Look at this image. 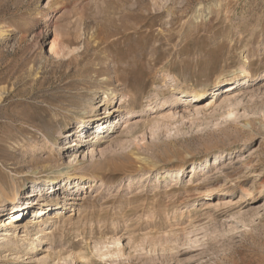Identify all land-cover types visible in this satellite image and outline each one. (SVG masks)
<instances>
[{
	"label": "rangeland",
	"instance_id": "374dc122",
	"mask_svg": "<svg viewBox=\"0 0 264 264\" xmlns=\"http://www.w3.org/2000/svg\"><path fill=\"white\" fill-rule=\"evenodd\" d=\"M121 72L141 84L138 117L82 125L104 116L105 90L117 92L108 112L120 107ZM74 167L95 186H65ZM2 183L0 229L6 192L35 197L0 264H264V0H0ZM42 186L74 210L31 228V252L15 241L31 247Z\"/></svg>",
	"mask_w": 264,
	"mask_h": 264
},
{
	"label": "bare ground",
	"instance_id": "6f19581e",
	"mask_svg": "<svg viewBox=\"0 0 264 264\" xmlns=\"http://www.w3.org/2000/svg\"><path fill=\"white\" fill-rule=\"evenodd\" d=\"M63 50H64L63 48H57L56 46L52 45L53 54H55L57 56H59L60 52L63 51ZM117 71H119V69H117ZM120 71H122V70H120ZM246 73H247L246 78H248L249 85H251L253 74H252L251 71H247ZM121 75H123L122 72L119 73L118 76H117V79L119 77L118 80H121L124 83V88L121 90V105H120V107L119 108H115L114 107L112 110H109V112H108V106L109 105L111 106V104L114 103V98L116 97L117 92H114L116 90L112 89V88H111L112 89L111 92L109 90H105L104 93L106 94L105 100H106L107 105H106V108H105L104 116L100 117V115H97V116L93 117L94 115H90V116L82 117L80 119V122H81L82 125L84 124V125L87 126V124H88L90 126V124L94 123V121L103 122L102 123L103 124L102 125V133H103L104 132L103 131L104 128H106V126H104V123L106 122V119H107V121H109L110 119H112V116L114 118V115H115V117H119L120 118L119 121H118L119 123L120 122H122V123L130 122V121H133L136 117H138V115H139L138 114L139 113L138 112V107L140 105V102L137 99H135L136 97L135 98L133 97V95L131 94L130 88L131 87H136V91H138L139 89H141V84L138 83L137 86H134L135 84L129 83L128 80L125 79ZM221 83H222V85L223 84H228L227 79L220 80L219 84H221ZM235 83H236V81L233 82L231 84V86L234 85ZM222 85H220V86H222ZM174 89L176 90L177 93H179V94L182 93L183 96L197 97L198 100L204 98V96L206 97V95H207V92L206 93L205 92L204 93H200L197 89H194V88H180V87L176 86ZM231 90H232V88L229 89V90H226V91H231ZM170 102H169L168 99H164L161 102V106L162 107L160 109H165L166 107H168L170 105ZM94 108H95V106L91 107V111H93ZM124 108L127 109V113L126 114H129V117H125L124 116V113H123V111H125ZM106 113H108V114L106 115ZM130 117H132V119H130ZM92 120H94V121H92ZM113 127L115 129L116 124L115 123L111 124V122H110V124L107 127L108 128L107 130L109 131ZM114 129L112 131H114ZM80 132L78 133L79 136H78V138L75 139V141H84V137L83 138L81 137L83 135V133H82L81 130H80ZM70 133H72V130L69 131L68 134H70ZM95 136L91 135V137H93L92 139H95L96 138ZM79 137H81L82 140ZM49 139H50L49 140L50 142L55 143V137L54 136H51ZM78 143L79 142H77L76 145H78ZM47 159H50V158H47ZM46 161H49V160H46ZM92 164L94 165V163H92ZM182 168H183L182 166L174 165L172 167L162 166L159 169H160V172H165V171H175V172L177 171V172H180L182 170ZM73 170H74L73 172H69V171L66 172V176L63 179L65 186H71L73 181H77V183L80 185L79 187H81V184H82L83 188H85V187L88 188V187L95 186V183H96V179L95 178H92L91 180H89V182H83L85 180V178H86L85 174H83L82 172L77 171L75 169V167L73 168ZM193 171H196V167L195 166L193 167ZM146 176H147L146 179H148L150 177L149 174H146L145 177ZM41 181H44L46 184H48L50 186V185H53L55 183H57V185H59L62 180L60 179V176L55 175L54 177H51L50 179H44V180H41ZM129 181L130 182L134 181V178H129ZM87 183L88 184L91 183V185H88ZM0 185L2 186L3 183L0 184ZM42 187L39 189V191L36 189L37 190L36 197H40L41 198L40 199L41 201L39 202V207H37V209L35 210L36 211L35 212V216L36 217L33 220L31 219V221L24 223L25 224L24 225L25 232H26L24 240L27 238V242L26 243L29 244L31 247L28 248V247H26L24 245H22V247H21L20 240L15 241V243L19 245V246L17 245L18 248H24L25 250H30L31 252H34L36 249H38V245H36V243H37V241H40V240H37V239H34V238L33 239L30 238L29 237L30 236V231L38 228V231H37L36 234H39L40 232L48 233L47 231L50 229V227H53L54 225L58 226L61 223V217L64 218V216H63V210L64 209H66V210L70 209L69 211L74 210V208H72L74 203H71V205H68L66 203H61L59 201H57V203L55 204L57 207L53 208V206H52L53 204L51 205V203H48L47 201H45V197H44L45 196L44 195L45 194L44 193V188L45 187H43V188ZM53 189H56V186H54ZM219 192L221 194H230L231 193V189H227V190L219 191ZM5 194L8 197V200L10 201L9 203L12 204L13 206H12V210H11L12 212H11V214H9L11 216L9 218V222L7 224L4 223L5 228L0 229V231L6 232V234H2L3 236L0 235V241H3L2 243H0V246H3L4 248H9L10 249V247H11L10 242L12 241L11 235H13V234H10V232H12L14 234L17 233V229L21 225L20 224L21 221H19V216L22 213L24 214L26 211L29 210V208L31 206H29L30 202H29L28 199H30L32 196L35 197V195L32 194V193L28 194V196H27V198H26V200L24 202V201H20V196H19L18 192L13 193V194H9V193L6 192ZM206 195H210V194H206ZM72 197L70 199H80L77 196H72ZM251 197L257 199L259 197V195L257 194V195H253ZM8 209H9V206L5 204L2 207L1 211H2V213L5 214V212L8 211ZM47 209H51L52 211H57V213H55V216L53 217V219H52V217H50L52 212L49 213V215L46 218H43V219L40 218V215L42 213H45V211ZM50 218L52 219L51 221H50ZM2 224H3V220L0 217V226ZM47 225H49V227H47ZM8 226H10V227H8ZM31 228H32V230H30Z\"/></svg>",
	"mask_w": 264,
	"mask_h": 264
}]
</instances>
